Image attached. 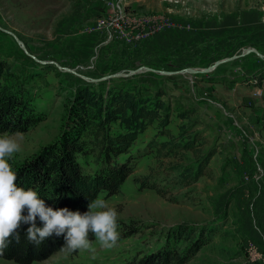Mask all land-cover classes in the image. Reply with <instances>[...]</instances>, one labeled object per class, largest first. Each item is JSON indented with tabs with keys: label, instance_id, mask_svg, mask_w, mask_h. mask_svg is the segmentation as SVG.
Returning <instances> with one entry per match:
<instances>
[{
	"label": "rangeland",
	"instance_id": "obj_1",
	"mask_svg": "<svg viewBox=\"0 0 264 264\" xmlns=\"http://www.w3.org/2000/svg\"><path fill=\"white\" fill-rule=\"evenodd\" d=\"M112 22L122 27L109 41ZM3 30L37 59L93 79L144 68L203 70L229 60L208 73L143 71L88 83L38 63ZM249 49L264 55V0H0V74L44 114V121L22 133L21 151L9 159L13 169L57 141L70 101L83 86L162 100L173 136L161 134L160 121L150 126L131 151L133 175L118 194L101 198L118 213L114 248H101L90 233L94 258L77 251L33 264H130L175 248L185 254L194 241L173 237L180 225L202 243L185 264H264V58L241 56ZM170 138L174 149L164 158L152 144ZM211 151V175L188 189L164 182L177 175L175 168L194 167ZM94 161L83 159L89 173L99 168ZM139 178L166 186V197L140 189Z\"/></svg>",
	"mask_w": 264,
	"mask_h": 264
},
{
	"label": "trees",
	"instance_id": "obj_2",
	"mask_svg": "<svg viewBox=\"0 0 264 264\" xmlns=\"http://www.w3.org/2000/svg\"><path fill=\"white\" fill-rule=\"evenodd\" d=\"M2 70L0 69V73ZM164 110L162 100L143 98L126 89L104 93L91 86L78 88L68 106L67 117L57 141L43 147L33 157L14 168L17 186L35 190L46 207L54 210L68 208L81 214L87 212L88 205L94 199L118 194L133 175L136 164L131 151L150 126L160 121L161 134L171 136L166 130L170 125V115H162ZM43 116L44 114L36 112L22 91L6 84L0 74V134L26 133L44 121ZM115 125L120 127L121 133H113ZM171 138L168 142L152 144L164 158H168L174 149ZM185 147L196 152L193 144ZM88 156H93L94 162L99 165L93 173L86 171L84 162L87 164V161L83 162ZM123 156H127L126 160L120 161ZM214 156L215 152L211 151L198 160L194 167L175 168L177 175L164 182L168 186L173 184L178 189L190 188L202 177L212 174L210 163ZM136 183L140 185V189L154 191L162 197L167 195L166 186L151 183L148 178L136 179ZM23 214L27 215L26 209ZM29 226L21 224L17 229L19 242L13 235L0 259L17 264H33L63 253L60 251L65 244L63 236L53 234L36 246L26 238ZM36 226L43 227L39 217L36 219ZM123 228L126 229L125 226ZM132 229L127 230L130 232ZM193 233L180 225L173 234L178 240L182 241L188 236V241H194L190 251L185 254L178 248L164 249L130 264L188 263L202 244L194 239ZM71 254L75 255L77 252Z\"/></svg>",
	"mask_w": 264,
	"mask_h": 264
},
{
	"label": "clouds",
	"instance_id": "obj_3",
	"mask_svg": "<svg viewBox=\"0 0 264 264\" xmlns=\"http://www.w3.org/2000/svg\"><path fill=\"white\" fill-rule=\"evenodd\" d=\"M23 134H0V255L8 247L10 238L15 235L19 242L17 229L21 224H29L26 230L27 240L39 246L53 234L63 236L65 244L60 249L65 255L77 251L95 254V248L89 239L93 234L101 248H114L120 238L117 231L118 213L114 208L97 197L88 205V211L81 214L68 208L54 210L46 207L35 190H25L17 186V174L9 159L21 151L20 140ZM25 209L27 215H24ZM39 217L43 227L36 226Z\"/></svg>",
	"mask_w": 264,
	"mask_h": 264
},
{
	"label": "water",
	"instance_id": "obj_4",
	"mask_svg": "<svg viewBox=\"0 0 264 264\" xmlns=\"http://www.w3.org/2000/svg\"><path fill=\"white\" fill-rule=\"evenodd\" d=\"M4 32L10 34L11 36H13L16 41L18 42V44L21 46V48L29 55L31 56L33 59H35L38 63L40 64H54L56 65L60 70H63V71H66V72H70V73H73V74H76L80 77H82L85 81H87L88 83H100V82H103V81H107L111 78H115V77H126V76H132V75H136V74H140L141 72L143 71H148V72H153V73H157V74H161L163 76H169V75H175V74H185L187 72H191V73H194V74H199V73H208V72H211L213 70H215L221 63L223 62H226L228 61L229 59H226V60H223L221 62H218L216 63L214 66H211L207 69H203V70H198V69H189V70H184V71H180V72H165V71H158V70H154V69H151V68H144V69H140V70H136V71H130V73L126 74V73H119V74H115L113 76H109V77H106V78H103V79H93V78H89V77H85V76H81L79 75L78 73H76L75 70L73 69H70V68H65V67H62L60 66L58 63L56 62H46V61H41L39 59H37L35 56L31 55L30 53H28L27 49H26V46L20 41V39L12 32H9L7 30H3ZM251 52H255L257 53L260 57L264 58V55L260 54L257 50L255 49H249L247 50L244 54H242L241 56H244V55H247ZM239 56V57H241ZM236 58V57H234ZM232 58V59H234Z\"/></svg>",
	"mask_w": 264,
	"mask_h": 264
},
{
	"label": "built area",
	"instance_id": "obj_5",
	"mask_svg": "<svg viewBox=\"0 0 264 264\" xmlns=\"http://www.w3.org/2000/svg\"><path fill=\"white\" fill-rule=\"evenodd\" d=\"M113 7H114V9H115V5L113 4ZM118 7V9H116V10H121V6L120 5H118L117 6ZM114 18V17H113ZM112 19V18H111ZM103 25H105V24H103ZM109 27H108V29L109 30H112V35H111V38L109 39V41L112 39V37H113V30L115 29V31H118L119 29L118 28H121L122 26H121V24L120 23H118L117 24V22H112V24H110V25H108ZM107 27V26H106ZM134 29H136V28H138L139 26H132ZM124 33V32H123ZM140 37V35H137L136 36V38H139Z\"/></svg>",
	"mask_w": 264,
	"mask_h": 264
}]
</instances>
